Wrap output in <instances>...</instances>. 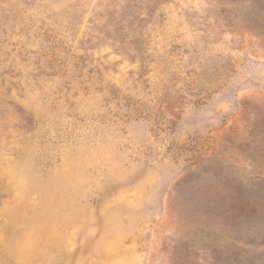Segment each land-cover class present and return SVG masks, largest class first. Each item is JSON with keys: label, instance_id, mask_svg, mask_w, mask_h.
<instances>
[{"label": "rangeland", "instance_id": "1", "mask_svg": "<svg viewBox=\"0 0 264 264\" xmlns=\"http://www.w3.org/2000/svg\"><path fill=\"white\" fill-rule=\"evenodd\" d=\"M0 264H264V0H0Z\"/></svg>", "mask_w": 264, "mask_h": 264}]
</instances>
